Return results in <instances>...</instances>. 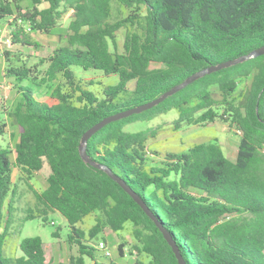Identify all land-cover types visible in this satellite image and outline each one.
I'll use <instances>...</instances> for the list:
<instances>
[{
  "label": "trees",
  "instance_id": "obj_1",
  "mask_svg": "<svg viewBox=\"0 0 264 264\" xmlns=\"http://www.w3.org/2000/svg\"><path fill=\"white\" fill-rule=\"evenodd\" d=\"M23 1L0 0V21L11 27L12 45L37 47L31 32L50 34L68 11L72 19L65 45L39 64L15 65L4 53L17 96L5 114L18 135L13 151L0 146V264H46L39 237L23 238L19 257L3 256L16 193L13 168L25 175L39 206L37 216L28 211L23 221L40 217L46 223L51 212L65 219L67 242L78 252L70 264L93 258L78 224L94 214L101 217H95L89 238L105 226L119 232L130 223L135 249L150 264H178L140 206L80 158L81 137L105 117L148 103L200 70L263 47L264 0H27L26 9ZM113 5L123 15L115 20ZM74 67L117 81L97 96ZM41 87L49 91L44 101L35 97ZM170 110L177 113L175 128L215 121L234 126L240 133L236 158L228 159L216 142L150 158L161 154L148 150L149 131L125 127ZM5 128L0 113V137ZM85 152L139 197L186 264H264V54L204 75L153 108L105 125L87 140ZM44 163L47 185L36 192L28 181Z\"/></svg>",
  "mask_w": 264,
  "mask_h": 264
},
{
  "label": "rangeland",
  "instance_id": "obj_2",
  "mask_svg": "<svg viewBox=\"0 0 264 264\" xmlns=\"http://www.w3.org/2000/svg\"><path fill=\"white\" fill-rule=\"evenodd\" d=\"M23 8L29 7V2L24 0L21 4ZM26 9V8H25ZM24 10V9H23ZM23 12V11H22ZM123 16L115 5L112 6V19ZM72 19V11L65 13L58 21L56 28L50 34H40L31 32V40L38 44L37 47H26L19 45H0V113L5 122V134L0 137V146H9L13 151L16 137L18 135L17 127L12 123L11 119L5 114L10 110L11 106L16 102L17 96L14 90L13 78L8 77L5 68L4 53L9 54L11 63L20 64L19 60L25 61L29 66L39 64V60L47 58L51 52L58 46L65 45L66 35L69 33L68 26ZM12 22V20L8 21ZM21 22L18 21V24ZM11 31V27L7 22L0 21V34L7 35ZM117 32V41L121 48L123 41V32ZM46 65L40 66L44 69ZM73 71L77 77L84 81H90L91 86L88 90L99 96L104 87L113 85L117 81L115 75L104 76L102 72L96 70L83 71L78 67H74ZM35 97L44 101L49 97V91L44 87L37 91ZM177 118L175 110L159 115L151 121L136 122L125 127L128 132H137L140 130H148V150H153L161 154L154 157L149 153V157L155 161L162 160V156L166 152H185L190 147L204 143L216 142L220 145L225 156L234 160L236 158L240 133L234 126L222 121L206 123L201 125H181L179 128L174 127V121ZM151 152V151H150ZM11 160L14 158L13 152L10 155ZM49 175V168L44 163L42 169L32 174L28 183L33 190L41 192L47 185L46 179ZM12 181L16 184V193L14 196V210L8 235L2 247L3 256L15 258L21 255L19 250V242L26 237H39L43 243L44 256L46 264H70V257L77 255V247L67 242L69 229L63 217L56 212L48 213L46 223H43L40 217L23 221L28 211H32L37 216V208L35 197L25 183V175L12 169ZM6 215V210H3ZM100 215H90L78 224L79 228L85 233V242L94 249L93 258L84 257V264H106L113 262L115 264H150V258L140 255L135 246L137 241L134 237V227L127 223L119 232H113L109 227L105 226L103 230L94 238H89L88 230L95 224V217ZM101 217V216H100ZM57 231V237L53 233ZM104 241L110 251V256L105 257L103 253L96 249L98 242ZM123 245V255L119 254L118 246Z\"/></svg>",
  "mask_w": 264,
  "mask_h": 264
},
{
  "label": "water",
  "instance_id": "obj_3",
  "mask_svg": "<svg viewBox=\"0 0 264 264\" xmlns=\"http://www.w3.org/2000/svg\"><path fill=\"white\" fill-rule=\"evenodd\" d=\"M264 54V46L261 48H258L254 51H252L251 53H249L248 55L245 56H241L235 60L232 61H228L225 63H221L217 66H212V67H208L205 68L203 70H200L199 72H196L195 74L189 76L188 78H186L182 83L172 87L170 90L166 91L165 93H163L161 96H159L158 98H155L154 100L145 103L143 105L131 108L129 110L126 111H122V112H118L116 114L110 115L105 117L104 119H102L100 122L94 124L93 126H91L81 137V141H80V145L78 147V152L80 155V158L87 164L100 169L102 171H104L113 181H115L132 199L135 203H137L140 208L143 210V212L155 223V225L158 227L159 231L162 233V236L164 238V240L167 242V244L170 246V248L172 249V252L176 258V261L178 264H186V262L184 261V259L182 258V256L180 255L174 241L171 239L170 235L167 233V231L165 229L162 228V226L156 221V219L153 217V215L150 213V211L148 210V208L144 205V203L139 199V197L133 192L131 191L125 184L124 182L117 178L116 176H114L110 170L104 166L98 165L94 162H92L86 155L85 152V147H86V142L87 140L97 131H99L100 129H102L105 125L117 121L121 118H125L129 115L132 114H137L140 113L142 111L148 110L153 108L154 106L160 104L162 101H164L167 97L175 94L176 92L180 91L181 89H183L184 87H186L187 85H189L190 83L194 82L195 80L203 77L204 75L210 74L212 72L218 71L222 68L225 67H229L231 65L237 64V63H241L243 61H247L250 59H253L259 55Z\"/></svg>",
  "mask_w": 264,
  "mask_h": 264
},
{
  "label": "built area",
  "instance_id": "obj_4",
  "mask_svg": "<svg viewBox=\"0 0 264 264\" xmlns=\"http://www.w3.org/2000/svg\"><path fill=\"white\" fill-rule=\"evenodd\" d=\"M1 44H7V45H11V36H10V31L9 33L5 36L3 34H0V45ZM96 249L101 251L103 253V255L105 257H109L110 256V251L107 247V244L104 241H100L97 243L96 245Z\"/></svg>",
  "mask_w": 264,
  "mask_h": 264
}]
</instances>
